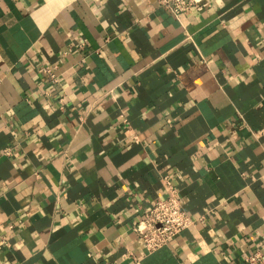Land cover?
<instances>
[{"label":"crops","instance_id":"0c3cea01","mask_svg":"<svg viewBox=\"0 0 264 264\" xmlns=\"http://www.w3.org/2000/svg\"><path fill=\"white\" fill-rule=\"evenodd\" d=\"M167 178L195 224L147 253ZM0 235V264H264V0H0Z\"/></svg>","mask_w":264,"mask_h":264},{"label":"built area","instance_id":"2783aa9c","mask_svg":"<svg viewBox=\"0 0 264 264\" xmlns=\"http://www.w3.org/2000/svg\"><path fill=\"white\" fill-rule=\"evenodd\" d=\"M203 2L204 0H158L159 6L169 11L178 20L193 8L201 6ZM44 71L53 83L58 82L54 68L47 67ZM6 153L9 154L8 151ZM166 183L171 189V196L153 202L151 208L147 210L143 218L133 225V230L147 253L155 252L171 244L176 236L190 229L195 224L194 219L184 209L182 201L178 196V191L168 178L166 179ZM13 228L14 226L10 225V229ZM4 245H7V238L0 235V248ZM250 260L260 261L262 258L257 253Z\"/></svg>","mask_w":264,"mask_h":264}]
</instances>
